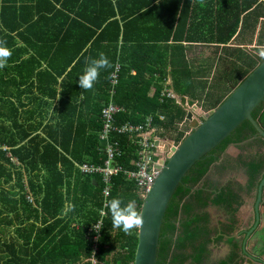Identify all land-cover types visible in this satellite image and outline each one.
<instances>
[{
  "label": "trees",
  "instance_id": "16d2710c",
  "mask_svg": "<svg viewBox=\"0 0 264 264\" xmlns=\"http://www.w3.org/2000/svg\"><path fill=\"white\" fill-rule=\"evenodd\" d=\"M156 1L0 0V40L6 42V50L11 53L5 66L0 67V264H92L91 258L96 260V264L133 262L137 227L127 233L113 227L110 211L103 218L98 247L93 252L91 239L96 233L89 231V228L99 218L105 183L100 174H82L75 167L74 161L99 165L104 162L105 155L97 147L101 127L99 115L108 100L109 74L114 63L118 62L117 59L121 66L115 97L116 102L124 107V111L116 115L117 122L138 124L148 114L161 113L166 118L165 126L170 127L182 117V111L172 100L161 98L162 85L155 84L154 94H147L153 81L152 78H146L144 73L152 74L156 71L164 74L160 68H146L147 66L137 62L153 52V46H139L143 51L136 53L137 56L135 59L131 58V61L117 50L118 34L113 40H104L107 38L104 31L112 26L118 31L115 9L121 14V20L125 24L141 19L149 12L155 15V11L148 10L157 5ZM159 1V10L165 9L167 14L160 17L174 20L181 0ZM189 1L185 0L186 4ZM211 1L213 7H225L236 19L242 10L252 5L246 4L242 6V10L237 9L233 13L232 10L238 7V0ZM124 6L128 7L126 12L121 11ZM94 18H98L97 26L102 23L103 26L106 25L105 30L97 36L95 30L90 29L87 24H91ZM180 24L184 26L182 21ZM236 27V24L232 25L228 35L220 40L223 43L228 41ZM17 38L24 41V46L16 47ZM78 40H82V43L76 44ZM47 41L66 43L47 44ZM89 41L98 49L91 58H99L100 54H104L110 61V67L101 71L91 88L97 86L98 91L100 90L92 98L93 116L83 122L80 113L77 115L76 108L67 111L65 107L68 105L65 104L58 114L62 116V121L47 126V134L37 133L40 124L30 125L27 117L26 123H21L20 109L27 104L24 105L20 99L30 93L31 79L37 68H40V61L48 58L49 69L56 70L55 74L60 76L74 61L84 63ZM103 41H108L109 44H102ZM93 46L90 47L92 51ZM29 50L32 52L31 56L24 58ZM48 53L51 55L46 57ZM61 54H66V61L62 65L57 62ZM78 66L70 67L71 70L67 72L69 75L65 74L69 82L74 80L70 76H73ZM131 69H135V75L127 77ZM39 74L37 72L35 75L38 77ZM56 81L54 76L53 83ZM22 86L24 89H21ZM173 88L177 94L185 93V86L175 82V79ZM84 92L86 93L85 89ZM49 95L51 98L55 97L54 88H51ZM98 98L101 99L100 103L95 101ZM15 99L18 100L17 103ZM252 117L264 130L263 104L253 110ZM254 133L251 123L245 120L195 162L182 178L164 215L156 264H184L190 257L184 250L193 245L200 234L197 227L193 226L196 219H190V199L199 198L204 193L203 188L195 189V186L201 183L211 165L220 161L228 144L250 139ZM181 139L180 135L177 141ZM119 140L127 153L117 159L118 163L123 167H131L129 161L133 158L132 148L127 146L125 136H119ZM255 140L264 143L260 138ZM263 163L264 155L260 152L250 159L249 171L253 179H257ZM110 184L111 200L121 198L124 203L135 204L139 211L142 200L134 192L133 182L126 180L120 173L112 178ZM28 193L32 195L33 203L27 200ZM221 199L227 200L222 192L212 200L220 202ZM234 200H227L228 206H232ZM201 252L194 248L193 262H199Z\"/></svg>",
  "mask_w": 264,
  "mask_h": 264
},
{
  "label": "crops",
  "instance_id": "0c3cea01",
  "mask_svg": "<svg viewBox=\"0 0 264 264\" xmlns=\"http://www.w3.org/2000/svg\"><path fill=\"white\" fill-rule=\"evenodd\" d=\"M159 2L157 0L155 2L157 5L148 10L155 11V15L149 12L141 19L125 24L121 20V14L115 9L118 31L115 26L104 31L105 37H107L104 40H113L118 34L117 50L120 55L123 54L131 61L137 56L136 53L143 51L139 46L147 44L153 46V52L148 53L137 62L147 66L146 68H160L164 72L163 75L156 71L152 74L144 73L146 78H152L153 81L147 93L148 96L154 94L155 84H157L162 85L161 92L169 89L182 98H166L172 100L176 107L182 111V117L170 127L165 126V115L161 113L152 115L155 117L154 124L163 132L162 135L165 138H169L168 136L171 135L170 139L177 141L180 135L183 138L185 132L190 129L189 120L186 118L188 110L185 102L200 105L202 97L206 98L207 103L223 99L259 63L260 57L264 55V0H238V7L232 10L233 13L237 9L242 10V6L246 4L252 5L246 10H242L237 19L232 13L227 12L225 7L223 9H218L216 5L213 7L211 0H190L189 4H186L185 0H181L177 15L172 20L169 17H160V15L167 14L165 9L159 10ZM198 3L200 4L198 5ZM127 8L124 6L121 11L126 12ZM181 21L184 24L183 27L180 24ZM97 23L98 18H94L91 24L87 23L90 29L95 30L96 36L105 30L106 26H103V23L97 26ZM234 24L237 26L235 33L223 43L220 38L226 37ZM17 41L16 47L24 46L25 43L21 38H17ZM46 43L66 42L47 41ZM79 43H82V40H78L76 44ZM102 44H109V42L103 41ZM87 46L84 63L74 61V64L67 67L60 76L55 74L56 70L49 69L48 58L45 61H40L41 66L35 71V74L37 72L40 74L38 77L33 75L30 93L23 95L20 99L24 105L27 104L20 109L21 123L25 124L27 117L30 125L40 124L37 133L44 134L43 132H46L47 134V126L62 121V116L58 114L63 110L65 104L68 105L65 107L67 111L76 108V113L77 115L80 113L83 122L93 116L91 112V109L94 108L92 98L100 90L98 91L96 86L86 90L85 93L84 89L77 84L88 60L93 56V52L98 50L92 45V41H89ZM91 46L94 51L90 50ZM121 46L124 47L121 48ZM31 53L29 50L24 58L30 57ZM49 55L51 53L46 54V57ZM64 58H66V54H61V58L57 61L58 64L65 63ZM117 60L118 62L114 63L113 68L116 64L121 66L120 60ZM77 64L79 66L75 68L73 76H70L74 80L69 82L67 77L69 73L67 74V72ZM135 72V69H131L126 76H134ZM54 76H56V83H53ZM173 79L185 86L184 94L176 93L173 88ZM116 86L112 95L108 87V100L104 106L112 101L124 111V107L116 102ZM51 88L55 89L53 98L49 95ZM21 89H24V86ZM209 94L212 95L209 97ZM100 100L98 98L95 101L100 103ZM17 101L15 99L16 103ZM159 115L164 119L159 120ZM183 121H186L187 127L179 130V124ZM97 139V147L101 148L105 155L99 137ZM259 152L264 155V143H259L257 140L232 143L224 155H221L220 161L211 165L201 183L195 186V189L203 188L204 193L199 198L192 197L190 199L192 217L187 215L190 219H196L193 226L197 227L200 234L195 238L194 244L188 246L186 251L184 250V253L190 256L184 264H264V186L258 206L259 223L249 236L245 247L242 245L244 231L249 230L255 223L256 189L264 175L263 163V168L257 179L250 176V159ZM14 162L17 163L15 159ZM77 164L81 163L74 161L75 167ZM220 192L227 200L235 199L232 206H228L229 202L225 199H221L220 202L212 200ZM194 248H197V251H202L197 263L193 262Z\"/></svg>",
  "mask_w": 264,
  "mask_h": 264
},
{
  "label": "water",
  "instance_id": "95a60500",
  "mask_svg": "<svg viewBox=\"0 0 264 264\" xmlns=\"http://www.w3.org/2000/svg\"><path fill=\"white\" fill-rule=\"evenodd\" d=\"M261 104L264 105V56L260 57L259 63L215 108L203 112L200 118L193 117V112L188 111L186 118L189 120L190 131L173 148L167 160L160 161L162 166L159 167L153 184L140 205L142 223L137 226V244L131 264H156L160 230L166 209L177 186L195 162L216 147L245 120L255 129L253 136L246 141L257 138L264 140V130L252 117L253 110ZM230 145L232 143L227 145L222 156ZM263 186L264 175L256 189L255 223L243 233L244 247L259 223L258 206Z\"/></svg>",
  "mask_w": 264,
  "mask_h": 264
},
{
  "label": "built area",
  "instance_id": "2783aa9c",
  "mask_svg": "<svg viewBox=\"0 0 264 264\" xmlns=\"http://www.w3.org/2000/svg\"><path fill=\"white\" fill-rule=\"evenodd\" d=\"M119 64H116L110 73L109 89L111 95L118 83ZM162 98L177 99L178 95L167 89L161 92ZM187 110L195 113V117L200 118L204 112L197 103L185 102ZM123 109L116 106L112 101L106 104L100 112L101 130L99 132V141L105 153V159L102 165L93 163L77 164V168L82 174H100L105 183L102 190V206L99 209V218L92 224L89 231L96 233L91 239L93 252L97 250L100 238V229L103 225V218L109 209L110 192L112 178L118 174H122L124 178L131 181L135 185L134 192L138 198L143 200L146 193L150 190L154 178L162 166L160 161L165 162L171 155L174 147L177 146L176 139L165 138L162 131L155 124V117L146 115L141 123L133 124L131 122L119 123L115 120V115ZM159 120H163V116H158ZM187 123L183 121L179 124V130L186 128ZM190 131L185 132L184 136ZM119 136L127 138V146L132 148L133 158L129 161V166L123 167L118 163V158L127 153V149L121 144ZM27 200L33 203L31 194H27ZM92 264H96L94 258H91Z\"/></svg>",
  "mask_w": 264,
  "mask_h": 264
},
{
  "label": "clouds",
  "instance_id": "9594fccd",
  "mask_svg": "<svg viewBox=\"0 0 264 264\" xmlns=\"http://www.w3.org/2000/svg\"><path fill=\"white\" fill-rule=\"evenodd\" d=\"M5 45L6 42L0 40V67L5 66L8 56L11 55L10 51L6 50ZM108 67H110V61L104 54H100L99 58H90L78 79L80 88L91 89L101 71ZM178 98L182 99L179 96ZM109 209L112 215L113 227L119 228L126 233L142 223L139 211L131 202L124 203L121 198H113L109 202Z\"/></svg>",
  "mask_w": 264,
  "mask_h": 264
},
{
  "label": "rangeland",
  "instance_id": "374dc122",
  "mask_svg": "<svg viewBox=\"0 0 264 264\" xmlns=\"http://www.w3.org/2000/svg\"><path fill=\"white\" fill-rule=\"evenodd\" d=\"M264 56V55H263ZM229 94V93H228ZM227 94V95H228ZM212 94H209L208 96L210 97ZM226 95V96H227ZM225 96V97H226ZM224 97V98H225ZM221 99V98H220ZM220 99H218L217 101H213V102H210V103H207V100H206V98L205 97H202L201 98V104L199 105V107L201 108V107H203V108H201L204 112H207V111H209V110H211V109H213V108H215L216 106V104H217V102L220 100ZM215 106V107H214ZM193 117H195V113H193ZM169 138H171V135L170 136H168ZM32 196V195H31ZM134 206H135V208H136V205L134 204ZM139 209H140V207H139Z\"/></svg>",
  "mask_w": 264,
  "mask_h": 264
},
{
  "label": "flooded vegetation",
  "instance_id": "af4514ba",
  "mask_svg": "<svg viewBox=\"0 0 264 264\" xmlns=\"http://www.w3.org/2000/svg\"><path fill=\"white\" fill-rule=\"evenodd\" d=\"M258 139V138H257ZM229 145V144H228Z\"/></svg>",
  "mask_w": 264,
  "mask_h": 264
}]
</instances>
